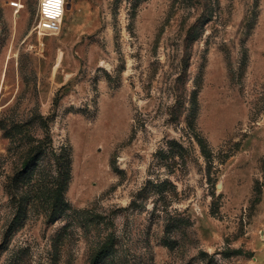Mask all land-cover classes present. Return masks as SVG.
<instances>
[{
	"label": "rangeland",
	"instance_id": "rangeland-1",
	"mask_svg": "<svg viewBox=\"0 0 264 264\" xmlns=\"http://www.w3.org/2000/svg\"><path fill=\"white\" fill-rule=\"evenodd\" d=\"M40 1L0 0V264H264V0Z\"/></svg>",
	"mask_w": 264,
	"mask_h": 264
},
{
	"label": "built area",
	"instance_id": "built-area-1",
	"mask_svg": "<svg viewBox=\"0 0 264 264\" xmlns=\"http://www.w3.org/2000/svg\"><path fill=\"white\" fill-rule=\"evenodd\" d=\"M66 0H41L37 28L41 31L59 32L65 16Z\"/></svg>",
	"mask_w": 264,
	"mask_h": 264
},
{
	"label": "trees",
	"instance_id": "trees-1",
	"mask_svg": "<svg viewBox=\"0 0 264 264\" xmlns=\"http://www.w3.org/2000/svg\"><path fill=\"white\" fill-rule=\"evenodd\" d=\"M200 139L201 144L204 146V141ZM64 158V170L65 176L61 178L59 181L58 187L55 192V199L56 202L60 204L62 208H64V204L66 203L64 196H63V188L67 183L68 177H70V166H71V157L68 153L63 154ZM167 184V180L162 181L157 184L158 187H161L163 185ZM163 191V189H161ZM114 250V243H113V238H108L106 239L95 251L93 258H92V264H100L103 263L105 260H109V258L112 256Z\"/></svg>",
	"mask_w": 264,
	"mask_h": 264
}]
</instances>
